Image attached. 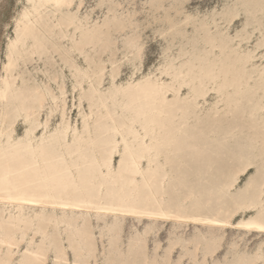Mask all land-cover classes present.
<instances>
[{
    "label": "rangeland",
    "instance_id": "1",
    "mask_svg": "<svg viewBox=\"0 0 264 264\" xmlns=\"http://www.w3.org/2000/svg\"><path fill=\"white\" fill-rule=\"evenodd\" d=\"M27 1L0 0V79L17 23L30 6ZM73 10L76 24L58 31V50L49 43L47 54L38 58L26 49V65L20 69L29 89L39 82L58 94L65 88L70 128L63 129V102L50 116L51 102L46 101L41 121L50 116L49 124L40 126L32 141L19 119L15 139L22 148L9 156L13 179L34 185L40 167L48 171L56 164L51 183L66 187L64 193L77 196L84 189L105 203L135 185L136 203L143 205L150 186L141 174L131 183L132 151L141 156L151 186L169 204L193 191L187 207L198 202L202 213L211 215L234 209L236 202L263 200V207L234 213V223L264 209V0H75ZM161 166L173 172L163 185ZM100 181L105 183L99 192ZM0 214L3 225L10 218L18 227L14 264L41 246L43 264H88L84 256H75L70 235L91 229L94 238L84 243L96 248L91 264L131 262L135 251L129 247L136 250L143 242H135L136 236L148 240L142 252L149 264H247L264 253L263 233L235 225L214 230L129 217L117 232L110 219L95 214L28 207L22 214L14 207L2 214L0 208ZM213 235L219 246L204 261ZM177 240L181 242L170 252ZM197 240L198 255L193 254ZM115 242L124 258L113 253ZM63 248L66 254L58 262ZM134 258L144 259L140 254ZM254 264H264V259Z\"/></svg>",
    "mask_w": 264,
    "mask_h": 264
},
{
    "label": "bare ground",
    "instance_id": "2",
    "mask_svg": "<svg viewBox=\"0 0 264 264\" xmlns=\"http://www.w3.org/2000/svg\"><path fill=\"white\" fill-rule=\"evenodd\" d=\"M27 2L30 3V6L26 8L21 19L17 23V29H15L17 35L10 42L7 63L4 66L5 74L2 75L0 79V151H4V153L0 154V208L2 209V214H4L5 210H9L12 207L16 208L19 214H22L27 207L34 210L51 209L54 214H56L58 210L64 215H87L89 217L95 214L98 217L110 219L111 222L109 225L117 232L118 229L121 228L123 220L133 217L137 219L147 218L153 222L158 221L160 223L163 221H173L178 226L190 223L196 225L202 224L214 230H224L229 226L232 227L235 225L244 231L264 234L263 208L254 216L247 219H242L237 223L232 221V216L239 210L243 212L247 208H254L257 206L263 207L262 199H256L251 202H236V207L234 209H230L229 207L211 215L203 214L198 206V202L192 203V205H196L195 208L190 209L187 207L185 202L194 197L195 193L193 191L184 194L181 198H178L175 203L169 204L161 198L163 192L151 186L150 178L146 177L147 173H145L141 167V156H137L132 151H129L130 159L128 160V166L131 168L130 172L132 174L131 183L136 181L137 174H141L145 178V186H150L143 195V205L136 203L135 191L137 188L135 185L132 186L129 192H121L117 199H110L105 203L101 198H94L95 196L88 195L87 191L84 189L80 191L81 195L77 196H74L72 191L64 193L66 187L59 189L51 183L52 176L57 170L56 164L52 165L51 169L48 171L40 167L38 176V180L40 181L34 185L30 184V182H28L29 180L26 179L16 182L11 175L13 169L9 156H15L19 153V148H22L20 143L15 139L19 119H22L25 127L27 124V139L32 141V135H34L35 131L40 126H47L49 124L50 116L58 110L61 106L60 103L63 102L61 106V117L64 124L63 129L68 131L70 128V126L66 124L68 118L66 111V90L64 87L61 88L60 94H58L51 85L46 86L44 83L40 82L35 84L33 88L29 89V87H26V80L23 79L20 72L21 65H26V49H30V55L38 54V58H42L41 56L45 53L47 54L50 49L49 43H51V47L53 46L54 52L57 51L58 31H64L72 25H75L77 18V14L73 10L75 0H28ZM49 100L51 102L49 107L50 116H48L43 123L41 121V114L46 101ZM118 129L119 125L115 124L114 130L116 131ZM63 137L65 138L66 134ZM127 148L130 150L129 146H127ZM110 156H113L112 153ZM37 158L38 157H35V161ZM111 159V157H108L105 162L108 170L112 167ZM58 160L59 158L54 161L57 162ZM160 168L163 169L162 166ZM162 171H164L161 175V184L163 185L167 177H171L173 172L168 168ZM239 171L238 169L233 174V177L228 183V187L235 182V176ZM156 173L157 172L152 173V177H156ZM104 183V181L99 182V192L102 190V185ZM117 188L120 187L117 186ZM260 196L261 195H259V197ZM226 211L229 213L226 214ZM1 217L2 215L0 214V229H4L3 231L5 233L3 238H0V264H14L15 245L19 244L15 235L18 227L15 226L16 221L10 218L6 219V223L3 225ZM57 219L58 218L55 217L56 221ZM89 226L93 227L91 225ZM46 231L47 228H44L43 232L45 233ZM37 232L41 231H36V233ZM82 235L72 232L70 235V244L74 245L73 249L76 257L84 256L88 260V264H91L89 259L95 256L96 248L93 245L88 246V244L84 243L87 242L91 244L94 234L91 229L86 230ZM133 239L135 242H139L142 239L143 242L142 246H137L136 250L135 246L131 244L132 246L129 247V251L135 252L132 257L129 256L131 262L127 264H149L148 255L142 252L147 245V238L136 236ZM207 241L208 246L203 251L204 261L207 257L206 254L210 253L212 255L219 246V240L215 235L211 236ZM45 242L44 240L43 243ZM180 242V240L173 241L170 252ZM195 243L193 254L198 255L200 242L197 240ZM117 244L118 242H115L113 253L121 255L124 258V250ZM3 247H6V250L1 254ZM184 248L186 253L190 252L187 245H184ZM45 254L46 251L41 246L37 250L30 251V254L25 256L19 264H43L45 261ZM65 254L66 251L65 248H63L60 254L57 255L58 262L64 258ZM139 254L144 257L141 262L134 258V256H138ZM259 258L264 259V253L260 254L258 252L256 256L246 263L254 264ZM95 264H97V262H95Z\"/></svg>",
    "mask_w": 264,
    "mask_h": 264
}]
</instances>
